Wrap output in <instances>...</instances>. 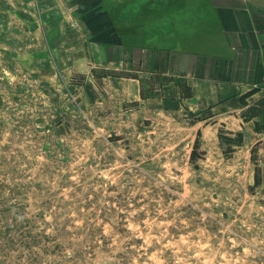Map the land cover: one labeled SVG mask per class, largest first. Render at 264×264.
I'll list each match as a JSON object with an SVG mask.
<instances>
[{
    "label": "rangeland",
    "instance_id": "1",
    "mask_svg": "<svg viewBox=\"0 0 264 264\" xmlns=\"http://www.w3.org/2000/svg\"><path fill=\"white\" fill-rule=\"evenodd\" d=\"M153 1L0 0V264H264V142L120 93L138 63L72 57L141 44Z\"/></svg>",
    "mask_w": 264,
    "mask_h": 264
},
{
    "label": "crops",
    "instance_id": "2",
    "mask_svg": "<svg viewBox=\"0 0 264 264\" xmlns=\"http://www.w3.org/2000/svg\"><path fill=\"white\" fill-rule=\"evenodd\" d=\"M158 1L146 12H135V23L129 25L142 37L141 44H97L89 38L72 54L78 68L138 63L140 75L110 79L120 93L149 104L184 105L201 118L213 115L214 123L205 126L230 120L234 127L226 129L232 136L242 133L244 145H260L264 132H257L255 120H247L238 107L249 109L264 99V0ZM144 76L161 79L149 94Z\"/></svg>",
    "mask_w": 264,
    "mask_h": 264
},
{
    "label": "trees",
    "instance_id": "3",
    "mask_svg": "<svg viewBox=\"0 0 264 264\" xmlns=\"http://www.w3.org/2000/svg\"><path fill=\"white\" fill-rule=\"evenodd\" d=\"M256 92V90H253L249 93H247L244 97H249L253 95ZM243 97V99H244ZM242 99L243 104H247L245 100ZM245 118L247 120H255L256 124V131L257 132H264V99L260 100L255 106H252L248 109L247 114L245 115ZM261 119L262 123L258 122L257 119ZM199 134V132H198ZM226 140H229L230 142H236L237 145H242L243 142V135L242 133H237L236 138L233 139V137H224ZM199 147V142L198 140H195L191 152L190 159L193 160L195 156H197V151ZM255 185H259V181L257 179V174L255 175Z\"/></svg>",
    "mask_w": 264,
    "mask_h": 264
}]
</instances>
